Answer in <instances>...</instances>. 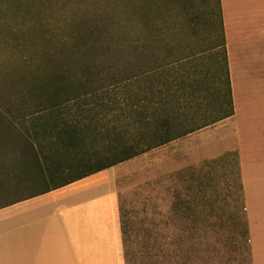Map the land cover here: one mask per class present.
<instances>
[{
	"label": "rangeland",
	"instance_id": "1",
	"mask_svg": "<svg viewBox=\"0 0 264 264\" xmlns=\"http://www.w3.org/2000/svg\"><path fill=\"white\" fill-rule=\"evenodd\" d=\"M216 3L217 0H0V99L8 96L9 79L26 69L28 54L34 57L38 79L48 82L51 73L62 67L63 57L72 53L70 44L80 37H75L76 33L82 36L89 31L99 32L104 39L111 36V40L99 36L104 42L102 50L89 58L100 71L111 73L106 70L113 63L109 56L121 48L122 38L136 39L142 16L148 18L155 32L154 55L163 57L165 45L174 44L183 53L196 57L200 54L208 66L220 52L214 48V36L206 23L210 11L218 15ZM161 29L163 36L157 32ZM21 30L32 39L26 46L28 54L17 49L16 33ZM72 34L74 38L69 37ZM195 59L194 63H200L201 59ZM125 60L117 58L114 64L120 66ZM174 67L176 70L167 73L178 74L179 69ZM213 96L211 93L201 98L206 122L223 114ZM253 96V106L238 107L236 132L242 138L247 127L253 125H259L254 128L259 137L264 134V88L253 92ZM252 115L255 121L249 123ZM237 140L236 136L210 149L234 148ZM197 141L192 138L186 144L179 138L110 169L111 189L126 214L129 260L125 264H253L236 155L204 158L197 152ZM4 142H0V176L3 199L8 200L32 188L20 183L18 187L12 180L10 189L7 176L12 178V173H18L14 177L17 181L23 164L18 157L12 159L20 151L17 145ZM188 144L192 151L182 150ZM42 184L46 186L44 181Z\"/></svg>",
	"mask_w": 264,
	"mask_h": 264
},
{
	"label": "trees",
	"instance_id": "2",
	"mask_svg": "<svg viewBox=\"0 0 264 264\" xmlns=\"http://www.w3.org/2000/svg\"><path fill=\"white\" fill-rule=\"evenodd\" d=\"M216 11L218 15L210 11L206 23L215 37L214 48L220 52L208 66L200 54L183 53L174 44L165 45L163 57L154 55L155 32L142 16L136 39L128 41L125 35L121 48L109 56L113 63L106 70L111 73L100 71L89 61L104 43L99 32L89 31L75 34L80 37L70 44L72 53L63 57L62 67L51 73L48 82H41L34 57L26 49L31 36L23 29L17 31V49L28 56L25 72L9 79L8 96L0 99V142L17 145L20 151L12 159L20 158L24 166H38L47 189L61 188L231 116L219 0ZM157 32L164 35L162 29ZM70 36L74 38V34ZM102 39L111 40V36ZM117 58L126 60L118 66L114 64ZM195 58L201 59L200 63H194ZM173 65L179 69L176 75L167 73ZM211 93L223 114L206 122L200 103ZM118 209L127 263L126 214L120 204Z\"/></svg>",
	"mask_w": 264,
	"mask_h": 264
},
{
	"label": "crops",
	"instance_id": "3",
	"mask_svg": "<svg viewBox=\"0 0 264 264\" xmlns=\"http://www.w3.org/2000/svg\"><path fill=\"white\" fill-rule=\"evenodd\" d=\"M219 2L233 114L180 139L197 138L204 158L236 155L253 264H264V134H256L259 125L247 127L243 138L236 132L238 107L253 106V92L264 88V0ZM236 136L234 148L210 149ZM22 166L17 181L18 173L7 176L32 188L19 197L3 199L0 176V264H125L111 168L47 189L37 165Z\"/></svg>",
	"mask_w": 264,
	"mask_h": 264
}]
</instances>
